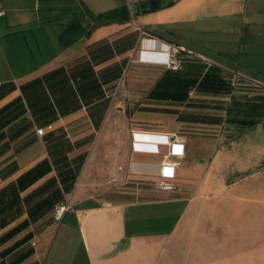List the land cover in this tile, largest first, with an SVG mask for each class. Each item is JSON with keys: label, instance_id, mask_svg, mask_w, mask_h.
Segmentation results:
<instances>
[{"label": "crops", "instance_id": "0c3cea01", "mask_svg": "<svg viewBox=\"0 0 264 264\" xmlns=\"http://www.w3.org/2000/svg\"><path fill=\"white\" fill-rule=\"evenodd\" d=\"M54 1L60 0H0V195L47 161L51 171L20 197L50 179L70 210L60 220L53 211L36 222L26 213L13 219L0 230V264H45L55 228L76 231L86 264H264V121L250 130L225 122L231 96H251L257 85L264 87V0H175L171 7L140 15L137 0L135 9L127 0H116L105 11L125 7L128 22L99 26L66 48L59 37L75 17L102 13L82 0L77 8L57 7ZM53 25L60 26L55 31L59 49L31 63L19 49L31 51L32 43L40 51L52 48L48 29ZM196 28L233 35L222 50L224 64L200 53L193 56L179 42ZM155 30L175 44L145 33ZM103 42L129 49H115L95 71L115 64L125 68L136 49L138 64L162 73L146 90H117L123 68L118 79L102 86V94L86 103L77 96L76 109L50 118L53 105L36 101L34 82L83 60ZM168 45L185 50L173 57L180 66L177 79L164 78ZM203 77L232 89L229 94L201 92L196 85ZM141 95L143 103L128 107L116 99ZM101 106L104 116L95 127L88 113ZM49 125L52 130L37 135ZM84 128L90 131L77 135ZM105 131L108 140L102 138ZM118 131L123 154L103 170L95 162L96 149L111 145ZM176 136L182 139L180 150L173 146ZM165 162L178 163L177 189L147 196L143 185L157 186ZM111 176L121 181L111 183ZM127 187L132 190L123 192ZM96 191L99 196L88 195ZM25 220L28 226L15 232ZM37 228L43 231L35 234Z\"/></svg>", "mask_w": 264, "mask_h": 264}, {"label": "trees", "instance_id": "16d2710c", "mask_svg": "<svg viewBox=\"0 0 264 264\" xmlns=\"http://www.w3.org/2000/svg\"><path fill=\"white\" fill-rule=\"evenodd\" d=\"M174 3L175 0H142L137 2L136 15L163 10L171 7ZM129 19L130 17L125 7L98 15L90 14L84 17H75L59 37L61 46L66 48L81 37L88 38L92 30L99 26L110 23H125ZM84 23L86 24L83 25ZM145 33L175 44L158 30L145 31ZM115 49L116 52L119 51L118 53H121L129 49V47L119 50L118 46L113 48L109 43L103 42L99 46L90 49L83 60L67 68L61 67L46 74L42 80L34 82L35 84L31 88H36L35 95L40 96L36 101L45 100V105L48 106L50 103L51 106L53 105L50 118L55 120L59 116L69 114L70 110L76 109L79 105L75 101L77 96L81 98L82 103L89 102L94 97L102 94V86L118 79L122 75L124 65L115 64L100 71L94 70L95 66L111 59L114 56L113 51ZM179 77V70L165 71V79H177ZM206 78L203 77L197 83V90L215 94L230 93L232 87L227 83L220 80L210 81ZM29 90V88H23L24 93ZM103 108L105 106L96 108L88 113L95 127H98L102 121L104 116ZM262 121H264V87L257 85L255 94L251 96H231L229 106L225 112L226 125L235 130H250ZM59 143L51 144L48 149L57 148ZM50 171L49 163L42 161L25 175L19 177L14 187L0 195V230L23 213H26L30 222H36L49 215L55 205L63 202L59 189L53 186L52 182L50 183V179L25 197H20L21 192L28 189ZM27 226L28 221L25 220L18 228H15V232H19Z\"/></svg>", "mask_w": 264, "mask_h": 264}, {"label": "rangeland", "instance_id": "374dc122", "mask_svg": "<svg viewBox=\"0 0 264 264\" xmlns=\"http://www.w3.org/2000/svg\"><path fill=\"white\" fill-rule=\"evenodd\" d=\"M88 7H90L92 10H94L96 13H103L108 11V6H110L113 2L116 0H82ZM113 1V2H112ZM128 5L131 9H135V3L136 0L130 1L127 0ZM54 6L57 7H64V5L68 4L70 7H82L84 5L80 1H54L52 2ZM106 10V11H105ZM59 25H53L52 27H49L48 32L51 33V36L54 38V43L52 44V48L48 47L46 50L44 48L41 49V51L36 48L35 43H32L31 51L27 48H21L20 53L22 55H26V58L31 63H38L41 61L42 58H47L48 56H53L54 53L59 49V43L57 36L55 34V31L57 28H59ZM196 32L191 31L188 33L184 38H178L179 42L182 43L185 47H187L188 50L193 51L191 54L195 56L197 53H200L202 55L207 56L208 58L212 59V61H217L218 63H223L224 60L226 61L227 57L222 52L227 51L225 49V46L231 45L229 43L231 35L230 33L221 32L220 29L214 30L210 33L204 32V30H201L199 28H196ZM48 33V34H49ZM145 36L144 34L142 35ZM228 36V37H227ZM47 44V42H46ZM223 48V49H222ZM225 49V50H224ZM129 62L124 68L123 75L121 77V80L118 82L116 88L117 90L123 89V88H130V89H148L152 83L154 82L155 78L162 73V70H158L157 68H150L146 66H142L138 64L137 58H136V49L130 52L129 54ZM22 69V67H21ZM144 95L136 96V97H116L117 100L123 101L125 106L128 107L130 104H140L141 102H144ZM121 130V129H120ZM119 130V131H120ZM90 129H81L78 131L77 135H86ZM117 132L115 140L111 145L104 144L105 146L102 149H96V163H102L103 166L101 168L104 170L108 164L110 163V160L113 158H117V156L123 154V134L121 132ZM71 135V134H70ZM104 140H108V132L105 131L103 134ZM106 143V141H105ZM99 159H102L100 161ZM114 163L121 164L122 162L115 161ZM103 173V172H102ZM124 188V187H123ZM143 188L145 191H147L146 195L151 196L152 194H155L159 192L158 189L152 184L147 183L146 185H143ZM131 187H127L126 190L123 192L131 191ZM114 191H117L114 189ZM108 193V191H107ZM88 195L90 196H99V192H88ZM141 193L133 198V201L140 200ZM142 198V197H141ZM144 199V198H143ZM142 200V199H141ZM58 205V204H57ZM56 205V206H57ZM55 206V207H56ZM54 207V208H55ZM54 210V209H53ZM43 229L37 228L34 230V233H41ZM45 232V233H44ZM44 234H46L45 237L49 234V230H44ZM62 236V237H61ZM63 236L65 241H63ZM49 256L45 264H51V262L57 259V261H61V264H86L84 255H83V249L80 244V241L78 240L76 236V231L74 229H53L51 234V240L49 243ZM55 255V257H54ZM54 257V258H53ZM68 257V259H67ZM73 258L74 262L70 263L71 259ZM59 263V262H58Z\"/></svg>", "mask_w": 264, "mask_h": 264}, {"label": "built area", "instance_id": "2783aa9c", "mask_svg": "<svg viewBox=\"0 0 264 264\" xmlns=\"http://www.w3.org/2000/svg\"><path fill=\"white\" fill-rule=\"evenodd\" d=\"M139 0H137L138 2ZM3 15V12L0 10V17ZM180 51H185L183 48H179L177 46L174 45H168L167 46V59L164 62V67L166 70H171V71H176L180 69L179 63L177 61L174 60V56L177 55ZM52 130V126L49 125L46 128H41V129H37L36 133L39 136L44 135L45 131H50ZM172 140H175L173 146L176 148V150H180L181 148V137L176 136V137H171ZM178 165V163L176 162H165L163 163V169H164V175L161 181H159V183L157 184L156 188L161 191V192H165V193H169V192H173L177 189V184L174 181V168ZM121 167L117 168V171H120ZM117 181H121L119 180L118 177L116 176H111L110 178V182L111 183H116ZM102 206H106L107 204L105 202L101 203ZM68 210H70V207L65 204V203H59L53 210V217L56 220H60L64 213L67 212Z\"/></svg>", "mask_w": 264, "mask_h": 264}]
</instances>
